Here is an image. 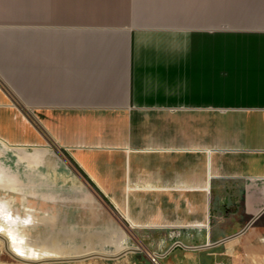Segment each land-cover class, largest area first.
<instances>
[{"label":"crops","instance_id":"obj_1","mask_svg":"<svg viewBox=\"0 0 264 264\" xmlns=\"http://www.w3.org/2000/svg\"><path fill=\"white\" fill-rule=\"evenodd\" d=\"M123 1L0 0L1 174L139 264H264V0Z\"/></svg>","mask_w":264,"mask_h":264},{"label":"rangeland","instance_id":"obj_2","mask_svg":"<svg viewBox=\"0 0 264 264\" xmlns=\"http://www.w3.org/2000/svg\"><path fill=\"white\" fill-rule=\"evenodd\" d=\"M1 171L9 188L0 187V264H139L140 255L124 253L122 232L109 239L97 230V216L109 213L97 191L92 203L36 205L35 212L33 200L10 188L11 175Z\"/></svg>","mask_w":264,"mask_h":264},{"label":"trees","instance_id":"obj_3","mask_svg":"<svg viewBox=\"0 0 264 264\" xmlns=\"http://www.w3.org/2000/svg\"><path fill=\"white\" fill-rule=\"evenodd\" d=\"M140 1V2H139ZM135 1L136 3H140L141 5H151L157 6L164 4L163 0H139ZM169 1V0H168ZM206 5H210L212 7L217 8H239V0H202ZM70 5H102V6H110V5H123V0H68ZM137 5V4H136Z\"/></svg>","mask_w":264,"mask_h":264}]
</instances>
